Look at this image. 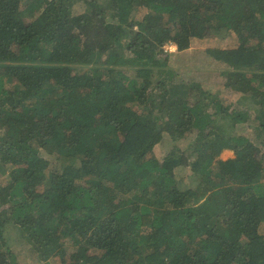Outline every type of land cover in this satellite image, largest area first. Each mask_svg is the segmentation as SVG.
<instances>
[{
	"label": "trees",
	"instance_id": "obj_1",
	"mask_svg": "<svg viewBox=\"0 0 264 264\" xmlns=\"http://www.w3.org/2000/svg\"><path fill=\"white\" fill-rule=\"evenodd\" d=\"M0 163V264H264V0H0Z\"/></svg>",
	"mask_w": 264,
	"mask_h": 264
},
{
	"label": "rangeland",
	"instance_id": "obj_2",
	"mask_svg": "<svg viewBox=\"0 0 264 264\" xmlns=\"http://www.w3.org/2000/svg\"><path fill=\"white\" fill-rule=\"evenodd\" d=\"M227 40V41H226ZM232 44V40L228 39V38H218L216 36H208L205 37L204 39L200 40V42L192 43L193 46H197L200 47L201 50L203 51L205 48H215V47H226ZM233 45H236L233 44ZM165 49L168 50L169 52H176V46L173 43H170L168 45L165 46ZM190 66L192 67V70H194L195 72L199 71L197 70L198 68L195 66V64L192 62V60L189 62ZM200 62L198 61L197 64H199ZM187 65H182L181 68H186ZM194 72V73H195ZM218 71L216 70H212L211 71V80L213 79L214 82H216L215 80H218L219 76H218ZM215 88H219L221 87V84H219V86H216L214 84ZM243 101L241 104H245L246 101L247 104L250 103L248 99H246V97H242ZM234 105V104H233ZM232 106V105H230ZM243 133L246 134V136L248 138H253L252 133L250 132L251 129H248L246 127H244L243 129ZM192 136H186L184 138H180L178 139L174 144L179 146V148L184 149L187 144L191 141ZM172 145H170V143L168 141H164L162 140L160 143L156 144L153 149H152V153L154 155H163L164 153H166L168 150H170L172 148ZM41 154L43 156H45L46 158L51 159L52 163L50 165V167L52 168V166H54L55 164H57L58 162L55 161V164L53 162V156L47 155L43 150H41ZM233 156V152L230 150H223L220 155L219 158L221 159H227L229 157ZM7 175V171L6 169L1 165L0 163V182L4 180V183L7 184L8 181L5 178ZM3 184V185H5ZM3 236L4 239L6 241L7 246L12 250L13 252V256L11 257V261L14 264H42V261H40L38 258V256L32 251V249L30 248V246L27 244V242L24 240V237H22L21 231L15 227L12 226L11 224L5 226L4 230H3ZM72 251V247L70 245L67 246V249H65V251H60L56 256L54 257H48V262L49 264H60L61 262H66L68 255L70 254V252Z\"/></svg>",
	"mask_w": 264,
	"mask_h": 264
}]
</instances>
